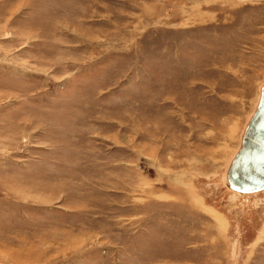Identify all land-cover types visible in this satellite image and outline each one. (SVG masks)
Wrapping results in <instances>:
<instances>
[{"label":"rangeland","instance_id":"obj_1","mask_svg":"<svg viewBox=\"0 0 264 264\" xmlns=\"http://www.w3.org/2000/svg\"><path fill=\"white\" fill-rule=\"evenodd\" d=\"M263 80L264 0H0V264H264Z\"/></svg>","mask_w":264,"mask_h":264},{"label":"water","instance_id":"obj_2","mask_svg":"<svg viewBox=\"0 0 264 264\" xmlns=\"http://www.w3.org/2000/svg\"><path fill=\"white\" fill-rule=\"evenodd\" d=\"M225 187L238 195L264 190V80L253 110L239 135V143L223 172Z\"/></svg>","mask_w":264,"mask_h":264},{"label":"bare ground","instance_id":"obj_3","mask_svg":"<svg viewBox=\"0 0 264 264\" xmlns=\"http://www.w3.org/2000/svg\"><path fill=\"white\" fill-rule=\"evenodd\" d=\"M245 1H254V0H245ZM264 190H262V191H259V192H263ZM256 193H258V192H256ZM251 194H255V193H251ZM250 195V194H249Z\"/></svg>","mask_w":264,"mask_h":264}]
</instances>
